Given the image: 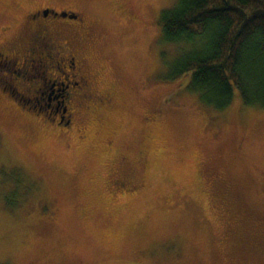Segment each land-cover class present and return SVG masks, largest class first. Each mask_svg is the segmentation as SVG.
Returning a JSON list of instances; mask_svg holds the SVG:
<instances>
[{"label": "rangeland", "instance_id": "374dc122", "mask_svg": "<svg viewBox=\"0 0 264 264\" xmlns=\"http://www.w3.org/2000/svg\"><path fill=\"white\" fill-rule=\"evenodd\" d=\"M175 2L0 0L15 31L33 7L79 15L61 28L119 100L71 130L0 101V264H264V106L218 111L167 78Z\"/></svg>", "mask_w": 264, "mask_h": 264}, {"label": "trees", "instance_id": "16d2710c", "mask_svg": "<svg viewBox=\"0 0 264 264\" xmlns=\"http://www.w3.org/2000/svg\"><path fill=\"white\" fill-rule=\"evenodd\" d=\"M158 24L160 41L177 48L168 79L188 77L187 89L218 111L234 96L264 106V0H176Z\"/></svg>", "mask_w": 264, "mask_h": 264}, {"label": "flooded vegetation", "instance_id": "af4514ba", "mask_svg": "<svg viewBox=\"0 0 264 264\" xmlns=\"http://www.w3.org/2000/svg\"><path fill=\"white\" fill-rule=\"evenodd\" d=\"M75 18H63L62 14ZM83 19L68 9L33 7L25 10L19 31L12 22L0 23V101L27 104L43 118L63 130H71L77 111L103 115L118 100L111 88H97L76 48V33ZM56 93L45 97V90ZM83 107V108H82ZM115 154V152L113 151Z\"/></svg>", "mask_w": 264, "mask_h": 264}, {"label": "water", "instance_id": "95a60500", "mask_svg": "<svg viewBox=\"0 0 264 264\" xmlns=\"http://www.w3.org/2000/svg\"><path fill=\"white\" fill-rule=\"evenodd\" d=\"M61 17H63V18H70V19H73V18H75V16H74V15H72V14H70V15H67L66 13L62 14V15H61Z\"/></svg>", "mask_w": 264, "mask_h": 264}]
</instances>
